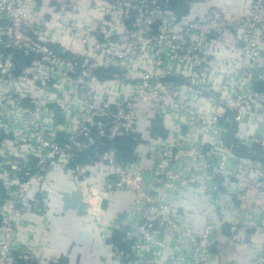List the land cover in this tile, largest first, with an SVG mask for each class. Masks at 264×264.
I'll list each match as a JSON object with an SVG mask.
<instances>
[{
    "label": "built area",
    "instance_id": "built-area-1",
    "mask_svg": "<svg viewBox=\"0 0 264 264\" xmlns=\"http://www.w3.org/2000/svg\"><path fill=\"white\" fill-rule=\"evenodd\" d=\"M169 1L91 0L92 26L93 17L74 16L85 0H0V264L39 263L14 219L32 205L56 213V192L43 187L49 174L74 179L78 200L71 205L62 191L63 213L82 202L96 216L103 202L131 195L103 237L123 233L130 250L110 243V254L128 264L147 253L155 263L166 249L164 264L214 258L223 221L192 226L193 213L178 210L187 191L207 196L221 217L232 179L264 201V133L256 131L264 125V0H246L235 18L225 14L227 0ZM110 80L127 86L113 102L97 89ZM154 119L165 129L173 122L176 143L170 132L151 133ZM120 138L145 141L146 154L139 144L119 160L112 142ZM250 230L264 235V224L243 233ZM254 263L264 264V238Z\"/></svg>",
    "mask_w": 264,
    "mask_h": 264
},
{
    "label": "crops",
    "instance_id": "crops-1",
    "mask_svg": "<svg viewBox=\"0 0 264 264\" xmlns=\"http://www.w3.org/2000/svg\"><path fill=\"white\" fill-rule=\"evenodd\" d=\"M85 1L84 4L78 6V11L74 13V16L78 15L83 19L92 18V13L88 8L91 5V0ZM227 1L230 6L225 14L229 17L235 18L244 12L246 0ZM44 12L45 15H48L51 10L46 8ZM97 89L100 92L110 93L111 95L109 94L107 97L104 95V97L113 102L117 95L125 93L127 86L110 80L99 84ZM60 119L63 118L60 117ZM244 123L249 132L256 124L251 117L246 118ZM146 126V122H139L142 132L140 134L145 139L148 137L145 131L148 129ZM167 126L170 130L164 128L166 133L170 132L169 135L176 143L179 133L171 131L175 128L173 122H169ZM257 127L258 133H264V125H257ZM138 150L141 155H145L146 144H140ZM143 157L146 158V156ZM47 178H50L51 181H47L43 187L47 189V192H56V195L50 199L56 213L51 215L47 212H39L34 208L35 205L34 207L32 205L33 209L27 210L17 218L18 223L25 227L23 237L29 241L28 245L39 248L36 260L40 264H125L128 262V259L116 260L112 257L113 261L109 255L110 241L103 237L106 233L105 230L112 226L113 218L129 207L132 202L131 195L128 192H121L113 202H103L102 212L96 216L84 211L86 204H81L83 210L78 211L72 208L63 213L61 193L67 190L70 195L74 194L76 186L74 179L70 174H49ZM98 180L100 183L102 182L100 175ZM38 185H41V182H36L34 187L37 189ZM227 186L233 198L226 214L222 217L218 207L211 204L207 196L201 195L200 191H187L180 200L185 208L179 207L178 210L187 215L193 213L191 224L197 229L208 218L223 221L222 225L216 229V238L212 247L215 256L209 261V264H255L254 256L262 249L264 235L253 234V231L250 230V236H248L243 233V230L246 225L264 224V201L253 187L244 188L239 179H232L227 183ZM39 207H42L41 203H39ZM167 253L168 249L164 250L159 260L165 261ZM150 258V253H147L146 264H156L151 262ZM22 262L27 263L26 261Z\"/></svg>",
    "mask_w": 264,
    "mask_h": 264
},
{
    "label": "trees",
    "instance_id": "trees-1",
    "mask_svg": "<svg viewBox=\"0 0 264 264\" xmlns=\"http://www.w3.org/2000/svg\"><path fill=\"white\" fill-rule=\"evenodd\" d=\"M175 3H176V0H170L169 6L174 7ZM18 59H21V58H18ZM22 60H23V63H25V64L29 63L28 59H21V61ZM150 124H151V129H152L151 133L160 134L162 136H165L167 134L166 130L163 127H161V125L157 119L152 120ZM112 143L118 150V155H117L118 159L124 161V160L132 159L134 157V152H135L134 147H136L139 144H142L143 141L138 140V142H135L129 138H120V139L114 140ZM87 153H88V150L86 151V154ZM90 154H91L90 159H93L92 152H90ZM80 160H87L86 155L83 154V155L79 156L77 158V161H80ZM123 238H124L123 233H121L120 231H114V233H113V235L109 241H110V243L114 244V246H116L118 249H122V250H124V252H128L130 250L129 249L130 248L129 242L124 241ZM132 258H133V256L131 255L129 257V259H132ZM20 262H21L20 264H24L22 261H20Z\"/></svg>",
    "mask_w": 264,
    "mask_h": 264
},
{
    "label": "rangeland",
    "instance_id": "rangeland-1",
    "mask_svg": "<svg viewBox=\"0 0 264 264\" xmlns=\"http://www.w3.org/2000/svg\"><path fill=\"white\" fill-rule=\"evenodd\" d=\"M26 8L27 9H30V5L29 4H27L26 5ZM50 10H52V11H54L52 8H50ZM48 15H51V12H49V14ZM47 15V17H50V16H48ZM93 18H92V21H91V25L93 26L94 25V21L96 20V11H93V16H92ZM63 24V23H62ZM64 26H66L67 27V25H64ZM17 137L19 136V135H16ZM8 139H10L9 137H8ZM20 215H17L16 216V218L14 219L15 220V222H19V220L17 219L18 217H19ZM26 242L28 243L29 241L28 240H26ZM33 247V248H32ZM29 248L31 249L32 248V251H33V256H35L36 257V253H37V251H39V248L37 247V246H29ZM111 250V249H110ZM112 251L114 252L115 250L112 248ZM115 253H116V251H115ZM163 253V252H162ZM109 255L111 256V259H112V257L114 258V259H118V260H120V259H127V258H125L124 256L121 258L120 257V255H111L110 254V251H109ZM113 260V259H112ZM114 261V260H113ZM131 261V260H130ZM154 261V260H153ZM160 261V262H159ZM21 262H20V259H17V262L15 263V264H20ZM155 263L156 264H164L165 262H164V260H156L155 261ZM34 264H36V263H34ZM38 264H40V263H38ZM125 264H128V262H125ZM133 264H146V259H145V261H141V259H140V261L139 262H135V263H133Z\"/></svg>",
    "mask_w": 264,
    "mask_h": 264
},
{
    "label": "water",
    "instance_id": "water-1",
    "mask_svg": "<svg viewBox=\"0 0 264 264\" xmlns=\"http://www.w3.org/2000/svg\"><path fill=\"white\" fill-rule=\"evenodd\" d=\"M72 196H73L74 202H72L70 198H69V202H71L70 203L71 205H75L76 204L75 203L76 202L75 199L78 200V198H77L78 197V192L77 193H74ZM65 202H66V204L69 205L68 200H67V197L65 198ZM81 204H82V202H80L79 205H78V211L83 210V208L81 207L82 206Z\"/></svg>",
    "mask_w": 264,
    "mask_h": 264
}]
</instances>
